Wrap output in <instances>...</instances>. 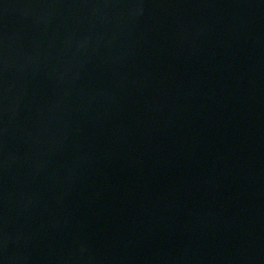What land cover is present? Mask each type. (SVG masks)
Returning a JSON list of instances; mask_svg holds the SVG:
<instances>
[{"label":"water","instance_id":"1","mask_svg":"<svg viewBox=\"0 0 264 264\" xmlns=\"http://www.w3.org/2000/svg\"><path fill=\"white\" fill-rule=\"evenodd\" d=\"M0 264H264V0H0Z\"/></svg>","mask_w":264,"mask_h":264}]
</instances>
